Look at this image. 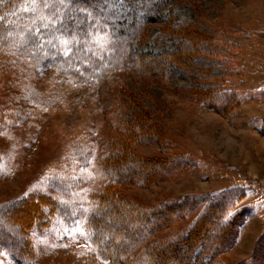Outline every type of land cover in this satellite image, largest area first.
Listing matches in <instances>:
<instances>
[{"label":"rangeland","instance_id":"1","mask_svg":"<svg viewBox=\"0 0 264 264\" xmlns=\"http://www.w3.org/2000/svg\"><path fill=\"white\" fill-rule=\"evenodd\" d=\"M53 1L47 0L43 8ZM162 1L158 21L147 27L139 51L184 47L183 38L164 34L166 22L191 24L193 31L208 34L212 41L201 39L204 51L192 53L190 68L165 65L156 80L136 71L111 72L114 79L109 83L128 78L127 84L143 94L148 117L160 130L157 142L141 143L124 135L117 111L104 101L105 90L86 91L70 74L91 78L90 64L105 58L113 34L128 31L135 17L139 20L125 0H97L85 5L87 9L76 4L90 11V18L98 20L99 12L104 25L81 22L90 27L83 38L77 33L79 23L73 35L59 26L62 34L43 41L42 55L61 63L53 74L49 66L27 68L12 58L0 65V264H111L90 240L87 215L104 196L113 174L104 164L105 154L126 143L141 160L180 161L163 180L116 188L129 203L156 208L164 217L162 227L148 239L163 249L161 257L147 264H264V0ZM66 6L67 0L63 10ZM35 14L36 19L42 16ZM51 20L48 17L47 24L53 26ZM134 48L133 43L130 54ZM203 67L220 75L235 105L221 104L219 111L190 97L188 86ZM227 188L233 189L234 201L230 197L224 203L221 219L224 225L239 213L227 227L237 232L234 242L230 238L221 249L214 247L215 237H207L206 248L198 244L186 262L189 244H177L176 238L188 236L189 226L206 219L205 205L200 203L191 214H167V203L184 196L209 201ZM31 206L40 208L41 215L24 227ZM218 215L207 218L208 231L215 223L210 219Z\"/></svg>","mask_w":264,"mask_h":264},{"label":"trees","instance_id":"2","mask_svg":"<svg viewBox=\"0 0 264 264\" xmlns=\"http://www.w3.org/2000/svg\"><path fill=\"white\" fill-rule=\"evenodd\" d=\"M57 1L60 3L55 4ZM87 1L67 0L68 6L64 7L63 10L66 0H54L46 9L43 6H46L47 0H0V65H6L7 59L12 58L16 60V65H26L27 68L32 64L49 66L52 73L59 66L57 63H61L50 58L51 56L42 55L43 49H41V44L52 36L55 37L62 34L59 31V26L62 29H66L68 31L67 34L73 35L75 29L72 28H76L74 24L78 25L79 23L77 33L83 38L87 36L89 28L93 27L95 23L98 22V25H104L99 21L102 17L99 12L97 20L93 19V17L90 18V11H77V9L79 10V6H76V4L78 5L81 2V5L87 9L85 5L92 4L91 2L97 0ZM125 1H127V5L134 11L135 16H139V20H137L138 17H135L129 30L126 31L128 33H114L113 37L110 34L112 46L105 55V58L94 60L93 64H90L92 72L89 74H92L91 78L82 77L80 72L76 74L71 72L70 74L76 77L77 81L79 80L84 83L82 86L87 88L86 91L92 92L99 88L105 90L108 96L104 101L112 105L117 111V118L121 121L119 122V128L124 135L141 143L157 142L160 140V130L148 117V111L143 104V94L127 84L128 78L120 81V84L118 82L109 83L108 80L112 77L111 72L119 70V72L131 74L136 71L141 77L148 76L150 79L156 80L157 75L165 72V65L175 64L190 68L193 64L191 60L192 53L197 49H200L199 52L204 51L201 47V39L211 42L212 37L203 32L197 33L193 31L191 24L181 27L166 22L164 34L170 37L183 38L184 42H186L184 47H181V49L178 47L165 49L161 53L139 51L140 45L138 42L146 37L147 27L158 21L157 13L163 1ZM42 2H44L43 5H41ZM93 8L96 9V6H93ZM57 9H61V12ZM36 12L42 13L41 18L36 19ZM48 17L52 19V23L54 20L56 21H54L55 24L53 26L47 24ZM81 22L89 24L90 27L82 25ZM133 43L135 44V48L130 54L129 47ZM190 44L191 46H189ZM205 53H209V51H205ZM34 56H38V58L34 59ZM202 69L203 71L192 77V82L188 86L190 97L192 96L194 101L201 102L219 111H223L221 104H225V107L230 103L235 105L234 95L232 92L225 90L221 85L220 75H211L206 71L209 68L203 67ZM58 70L59 73H63L61 68H58ZM64 75L69 76V74ZM207 81L211 83L202 85V83ZM112 85L114 88H112ZM114 149L115 147L105 154L104 160V164L109 166V170L113 174L105 189L104 196L96 202L97 206L87 215L90 240L97 246L98 254L101 258L111 264H147L148 261L150 262L153 259L156 260L161 257V250L163 249L152 246L151 242H148V239L154 237L157 229L162 227L164 217L158 215L161 211L156 210V208L140 209V207L129 203L117 194L116 188L119 187V184L139 183L143 185L163 180L174 172L180 161L171 158L141 160L137 158L139 156L136 155L135 151L127 143L125 146L124 144L118 146L116 152H114ZM232 190L227 188L221 195L219 194L220 196H211L209 201L208 197L204 196H184L167 203V214L173 212L178 214L187 212L191 214L194 213L193 210L200 203L205 205L202 213L206 219L198 222L196 220L192 226H189V229L187 228V233L189 232L188 236L176 238L177 244L182 241L189 244V253L185 256L186 262L191 261V258L194 256L192 251L197 248L198 244L202 248H206L208 244L207 237H215L213 240L210 239L209 242L212 240L213 244L216 245L214 247L221 249L222 246H226L230 242V238L234 242L237 232H228L227 227L238 220L239 213H235V216L224 225L221 219V216L225 213L224 203L229 202L228 198L230 197L232 203L234 201ZM215 212L219 214L215 218L221 221L218 223L217 219L212 217L213 219L210 220L215 223L211 227L212 230L209 227L208 231L209 219L207 221V218H211V215L215 214ZM40 215L41 209L31 206V210L26 214L24 227H27V224L33 221L32 219L37 221ZM168 219L167 217L165 221ZM233 219L234 222H231ZM125 226L133 227V229L130 230L129 227ZM168 245L171 246L172 244L168 243ZM168 245H165L164 249H169Z\"/></svg>","mask_w":264,"mask_h":264},{"label":"snow or ice","instance_id":"3","mask_svg":"<svg viewBox=\"0 0 264 264\" xmlns=\"http://www.w3.org/2000/svg\"><path fill=\"white\" fill-rule=\"evenodd\" d=\"M113 2L116 3V4H119L120 3V0H113ZM79 11H84V10L81 9ZM116 11H117V14L119 15V9L118 8L116 9Z\"/></svg>","mask_w":264,"mask_h":264}]
</instances>
